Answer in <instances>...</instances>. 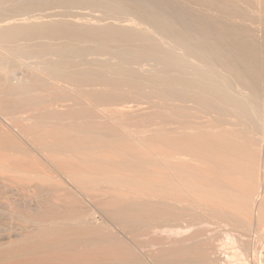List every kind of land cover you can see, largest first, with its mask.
Wrapping results in <instances>:
<instances>
[{
  "label": "bare ground",
  "instance_id": "1",
  "mask_svg": "<svg viewBox=\"0 0 264 264\" xmlns=\"http://www.w3.org/2000/svg\"><path fill=\"white\" fill-rule=\"evenodd\" d=\"M249 24L264 0H0V264H264Z\"/></svg>",
  "mask_w": 264,
  "mask_h": 264
},
{
  "label": "rangeland",
  "instance_id": "2",
  "mask_svg": "<svg viewBox=\"0 0 264 264\" xmlns=\"http://www.w3.org/2000/svg\"><path fill=\"white\" fill-rule=\"evenodd\" d=\"M262 25H264V24H261V25H260L261 27H259V28H261V29H259V28L257 27V26H259V24H255V25H254V24H252V25L249 24V26H251V27L253 26V27H252V28H254L253 30H255V29L257 28V30L254 31V32H255V33L258 32V34H259V32H263V31H264V30H263L264 26H262ZM252 28H251V29H252ZM258 29H259V30H258ZM253 30H252V31H253ZM260 30H261V31H260Z\"/></svg>",
  "mask_w": 264,
  "mask_h": 264
}]
</instances>
